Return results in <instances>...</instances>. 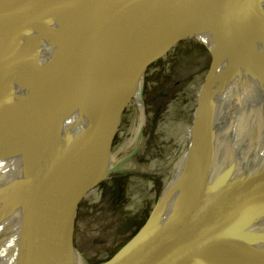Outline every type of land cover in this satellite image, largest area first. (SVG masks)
Returning a JSON list of instances; mask_svg holds the SVG:
<instances>
[{
  "label": "bare ground",
  "instance_id": "6f19581e",
  "mask_svg": "<svg viewBox=\"0 0 264 264\" xmlns=\"http://www.w3.org/2000/svg\"><path fill=\"white\" fill-rule=\"evenodd\" d=\"M99 1L0 0V109L4 112L0 128V264H29L34 240L29 230L41 218L44 183L51 180L50 162L42 163V155L37 163L36 153L55 124L67 79V44ZM175 22L206 35L213 44L215 66L200 85L192 122L185 132L186 150L172 164L171 176L158 196L159 205L155 208L157 197L121 253L171 224L213 188L231 186L264 169V0H218L167 23L111 36L67 119L63 152L85 141L106 111V100L122 81L130 83L127 99H139L146 51L161 44ZM44 64L45 73L34 75ZM25 79L27 89L20 94L19 80ZM30 113L34 124L25 130L26 149L16 148L23 135L7 142L2 131ZM108 145L98 153L92 179L105 177L111 170ZM221 158L223 162H219ZM26 162L27 172L6 177L8 164ZM78 256L75 250V264H79ZM190 264H264V198L225 220Z\"/></svg>",
  "mask_w": 264,
  "mask_h": 264
},
{
  "label": "water",
  "instance_id": "95a60500",
  "mask_svg": "<svg viewBox=\"0 0 264 264\" xmlns=\"http://www.w3.org/2000/svg\"><path fill=\"white\" fill-rule=\"evenodd\" d=\"M216 1L100 0L92 13L73 32L65 51L67 79L55 124L35 158L40 163L39 158L43 155L45 160L42 163L50 162L51 180L44 183L41 218L29 230L30 234L33 232L32 240L34 237L29 248V264H75L73 230L77 206L85 193L103 178L92 179V170L99 151L107 142L108 152H111L122 111L129 101L127 91L130 83L122 81L111 99L106 100V111L89 130L85 141L63 152V133L67 119L92 79L101 58L102 47L113 35L164 24L192 8L209 6ZM211 56L209 69L215 66V56L213 53ZM154 59L145 62L140 80ZM46 69L47 64H44L33 74L42 75ZM33 119L31 113L27 117L18 118L12 126L2 131L3 139L8 142L14 140L21 131H29L34 124ZM0 152H3L1 147ZM263 198L264 169H261L231 186L213 188L171 224L138 247L121 253L131 236L115 254L98 264H190L206 248L208 238L225 220Z\"/></svg>",
  "mask_w": 264,
  "mask_h": 264
},
{
  "label": "rangeland",
  "instance_id": "374dc122",
  "mask_svg": "<svg viewBox=\"0 0 264 264\" xmlns=\"http://www.w3.org/2000/svg\"><path fill=\"white\" fill-rule=\"evenodd\" d=\"M193 28L175 22L161 44L146 51V61L156 59L143 73L139 99H130L122 111L111 144V170L77 206L73 239L79 264H98L110 258L138 232L155 199L161 196L173 165L186 150L185 132L191 125L200 85L214 53L206 35ZM220 68L219 63L217 73ZM19 84L21 94L27 89L26 79L19 80ZM3 114L0 109V128ZM22 135L16 148L26 149L25 130L19 137ZM27 166L28 162L8 164L6 177H20L29 170ZM159 203L158 197L155 208Z\"/></svg>",
  "mask_w": 264,
  "mask_h": 264
}]
</instances>
